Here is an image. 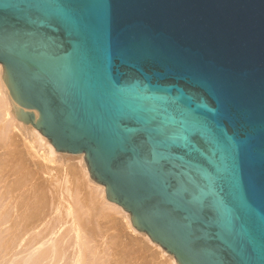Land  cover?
<instances>
[{
	"label": "water",
	"instance_id": "1",
	"mask_svg": "<svg viewBox=\"0 0 264 264\" xmlns=\"http://www.w3.org/2000/svg\"><path fill=\"white\" fill-rule=\"evenodd\" d=\"M0 63L178 264H264V0H0Z\"/></svg>",
	"mask_w": 264,
	"mask_h": 264
},
{
	"label": "bare ground",
	"instance_id": "2",
	"mask_svg": "<svg viewBox=\"0 0 264 264\" xmlns=\"http://www.w3.org/2000/svg\"><path fill=\"white\" fill-rule=\"evenodd\" d=\"M84 156L17 118L0 63V264H178L107 198ZM62 167L81 175L74 188Z\"/></svg>",
	"mask_w": 264,
	"mask_h": 264
},
{
	"label": "rangeland",
	"instance_id": "3",
	"mask_svg": "<svg viewBox=\"0 0 264 264\" xmlns=\"http://www.w3.org/2000/svg\"><path fill=\"white\" fill-rule=\"evenodd\" d=\"M31 125V124H30ZM64 157H66V159L67 160H69V161H67V163L66 164H64L65 166H69V165H71V164H74V162H72L71 161V156L69 155V154H65V156ZM69 158V159H68ZM85 163H86V160H85ZM86 165H87V163H86ZM88 167V166H87ZM62 170H60V176H65V175H67V177L69 178V180L72 182V187L74 188V184H77V180L78 179H80V177H81V175H80V177H79V175H75L74 173H73V171H71L69 168H67V167H65V169H64V167H62L61 168ZM94 180V179H93ZM79 181V180H78ZM96 181V180H95ZM74 182V183H73ZM97 182V181H96ZM98 183V182H97Z\"/></svg>",
	"mask_w": 264,
	"mask_h": 264
}]
</instances>
